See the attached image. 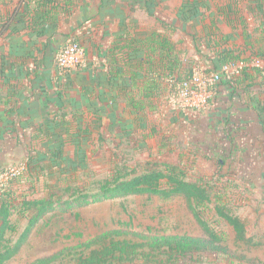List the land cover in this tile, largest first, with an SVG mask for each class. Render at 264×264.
Masks as SVG:
<instances>
[{
  "label": "rangeland",
  "instance_id": "374dc122",
  "mask_svg": "<svg viewBox=\"0 0 264 264\" xmlns=\"http://www.w3.org/2000/svg\"><path fill=\"white\" fill-rule=\"evenodd\" d=\"M249 11L248 36L251 40L263 38L264 32H258L262 26L258 10L253 7ZM238 41L233 43L241 51L229 48L233 53L228 62L220 58L221 52L205 50L213 58L211 63H204L206 69L202 60L194 58L198 47L181 49L184 64L189 70L195 68L187 75L220 72L226 81H234L239 77L235 73L239 61H264L256 56L247 59L252 47ZM85 66L86 62L76 70ZM257 84L264 85V80ZM170 95L147 117V124L135 122L122 134L113 130L106 140L98 135L83 139L66 146L56 160L42 156L36 164V152H21L13 164L0 169L2 172L22 164L25 167L23 191L16 193L17 204L29 198H53L55 202V208L34 225L19 253L5 264H77L104 248L108 251L97 264H264V152H260V143L249 140L251 129L242 130L236 143L230 141L225 134L226 114L213 98L206 110H187L181 107L179 96ZM235 148L238 152H233ZM166 165L179 167L190 182L210 190L214 202L201 212L219 241L211 242L185 197L166 200L153 195L130 196L76 207L81 194H98L108 180L162 170ZM67 202L73 205L68 207ZM217 206L242 220L247 241L237 240L234 229L217 215ZM35 214L26 211L12 217L16 228L8 235L12 245ZM173 236L196 239L203 247L178 252L164 241Z\"/></svg>",
  "mask_w": 264,
  "mask_h": 264
},
{
  "label": "crops",
  "instance_id": "0c3cea01",
  "mask_svg": "<svg viewBox=\"0 0 264 264\" xmlns=\"http://www.w3.org/2000/svg\"><path fill=\"white\" fill-rule=\"evenodd\" d=\"M263 1L0 0V169L21 152H65L76 140H106L113 130L122 134L135 122L147 124L168 99L167 78L191 71L181 49L198 47L194 58L206 64L213 58L205 50H240L233 43L239 40L252 47L247 59L263 58L264 37L251 40L246 21L256 8L258 32H264ZM155 34L175 45L178 66L151 53ZM72 40L81 44L86 66L63 75L56 59ZM206 40L221 47L207 48ZM241 80L234 87L221 85L213 102L226 114L230 141L251 129L249 140L264 152V85L257 84L264 71H248ZM147 92L154 94L144 97Z\"/></svg>",
  "mask_w": 264,
  "mask_h": 264
},
{
  "label": "trees",
  "instance_id": "16d2710c",
  "mask_svg": "<svg viewBox=\"0 0 264 264\" xmlns=\"http://www.w3.org/2000/svg\"><path fill=\"white\" fill-rule=\"evenodd\" d=\"M264 3V1H263ZM153 41L155 42V46L151 51L152 54H157L160 56L162 63L165 60L168 63H171L172 66H178L179 55L175 54V45L170 43L166 38H163L160 34H155L152 36ZM216 39V38H215ZM221 39V37H220ZM213 40L204 41V46L207 48H218L221 47V44L212 43ZM77 42V41H76ZM202 42V41H201ZM79 43V42H78ZM80 44V43H79ZM214 44V45H213ZM81 46V44H80ZM216 50V49H214ZM217 52L220 53V58H223L226 62H228V57L232 56L231 50L221 49ZM198 53H201V50H198ZM241 55L236 56L239 60ZM58 58V56H57ZM264 59V55H263ZM244 61V60H242ZM248 62V61H246ZM57 64V59H56ZM2 69V63L0 60V71ZM192 70V69H191ZM254 70H262V68H256ZM248 68L242 72V74L234 81L232 80H224L219 85L213 88L215 95L219 92V88L221 85H230L236 86L239 84L241 79L244 76H247ZM66 75V74H63ZM158 75V74H157ZM192 74H185L183 76H174L170 75L169 78H178L179 80L190 77ZM66 77V76H65ZM244 80V79H243ZM152 88L157 90L160 88L159 84L156 80L153 82ZM168 85V84H167ZM168 94H172L173 91L168 85ZM154 93H144V97H151ZM171 96V95H170ZM143 102L138 101V108L142 110L141 106ZM132 107L133 104H132ZM137 109V108H136ZM260 114L264 117V111L260 108ZM264 121V120H263ZM77 143H81V140H76ZM66 142H60L61 148L65 145ZM37 159L34 161L36 164L40 163V160L43 157L50 156L57 159V157L62 156V151L59 152H48L46 154H42V152H36ZM29 170L31 167V162L28 164ZM23 174L18 177L13 178L4 188L2 194L0 196V264H5L10 261L13 257H15L21 247L26 243L27 239L30 236V233L34 227V225L47 213H49L53 208H55V202L53 198H36L30 200H23L20 203H16V193L23 191ZM143 195H153L159 196L166 200H169L174 197H185L189 207L194 214V217L199 222L200 226L204 229L205 233L209 236L211 242L219 241V235L215 230H213L209 224L203 219L201 210L209 209L213 201V196L210 190L199 183L190 182L185 176L183 170H181L177 166L166 165L165 169L162 170H149L146 173L141 175L129 176L123 175L118 176L113 180H108L102 185L101 191L98 194H94L93 196H87V194H81V198L75 201L77 208L88 207L95 203H98L102 200H118L122 198H127L130 196H143ZM15 198V199H14ZM20 201V200H19ZM73 202H67L68 207L72 206ZM72 209V208H70ZM26 211H34L36 214L31 218L28 227L25 232L20 236L19 240L15 245H12V239L8 236L10 233L15 232V226L12 223V217L16 214H23ZM216 213L219 217L225 220L236 232L237 240L247 241V230L245 224L238 217H235L228 213L225 208H221L219 206L216 207ZM164 241L169 243L168 245L178 252L187 253L191 251H195L203 247V243L201 241H197L196 239H192L190 237H180L173 236L169 238H164ZM158 243L155 241V244ZM115 245V244H113ZM107 248H104L101 251H93L89 257L82 258L77 264H97L99 259L102 258L103 253ZM108 251V250H107Z\"/></svg>",
  "mask_w": 264,
  "mask_h": 264
},
{
  "label": "built area",
  "instance_id": "2783aa9c",
  "mask_svg": "<svg viewBox=\"0 0 264 264\" xmlns=\"http://www.w3.org/2000/svg\"><path fill=\"white\" fill-rule=\"evenodd\" d=\"M84 64V50L76 41H70L59 52L57 58V67L62 74H68ZM264 68V61L253 59L251 63L239 61L235 73L240 76L245 68ZM228 73L229 68H224ZM225 80L223 73L215 72L211 74H197L179 80L178 78H169L167 84L174 94L180 97L181 107L183 109L206 110L210 107V102L214 95L213 88ZM228 81V80H227ZM25 170L22 165L10 167L0 172V196L3 188L15 177L21 175Z\"/></svg>",
  "mask_w": 264,
  "mask_h": 264
}]
</instances>
